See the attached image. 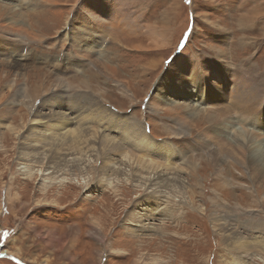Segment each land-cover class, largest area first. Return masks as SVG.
Listing matches in <instances>:
<instances>
[{
  "label": "rangeland",
  "instance_id": "1",
  "mask_svg": "<svg viewBox=\"0 0 264 264\" xmlns=\"http://www.w3.org/2000/svg\"><path fill=\"white\" fill-rule=\"evenodd\" d=\"M26 1L0 0V119L25 130L49 95L58 94L53 106L71 95L98 98L125 116L116 134L132 120L176 141L194 201L188 192L179 210L170 191V217L133 234L134 212L156 205L149 188L110 185L97 162L88 185L44 182L37 168L48 172L46 164L31 177L20 167L21 137L3 129L0 257L12 260L0 264H264L254 243L264 238V0ZM116 7L134 22L106 27ZM188 84L205 88L204 108L193 106ZM229 223L251 242L246 251L223 240Z\"/></svg>",
  "mask_w": 264,
  "mask_h": 264
},
{
  "label": "bare ground",
  "instance_id": "2",
  "mask_svg": "<svg viewBox=\"0 0 264 264\" xmlns=\"http://www.w3.org/2000/svg\"><path fill=\"white\" fill-rule=\"evenodd\" d=\"M21 1L24 4L28 3L26 0ZM113 9L116 11L112 9L106 10L109 12L107 13L108 16L106 15L107 18H103L104 15L102 17V22H105L106 27L110 26L107 21L114 25L123 24V22L127 24L129 20L132 23L134 22V19L129 18L130 16L124 21V17L121 14H125V12L119 13L117 7ZM106 11L103 10V13H106ZM88 19L92 20V17H88ZM88 23H91L90 20ZM84 35L89 37L86 33ZM89 38L94 41V37ZM80 42L86 45L84 47L85 50L93 49L95 45V43L88 44L83 42V40ZM70 62H73V60ZM221 75L225 77L226 73L221 72ZM222 84L224 83L221 81L220 85L222 86ZM189 87L195 96L193 98V94H191L189 97L194 104L193 106L204 108V105H202L203 100L207 99L205 98V88H196L190 85ZM186 92L189 93L188 90ZM57 95H47V99L44 98L49 102L48 107L41 105L40 109L36 110L33 108L29 111V121L25 130L24 127H20L19 123L14 124L6 119H0V132L3 129H10L8 132L11 135H16L17 133L21 137L19 148L22 159L20 161L22 171H29L32 177L36 165L46 164L48 172L39 169L40 167L37 168L39 170L38 174L44 177V182L46 180H49L50 183L56 180H64L63 182L65 183L72 179L80 184L88 185L89 180L87 178L93 172V162H97L99 175L104 174L106 178H109L110 185L115 179L119 182L121 179H126V182L133 180L139 187L149 188L158 199L152 196L153 199L151 201H156V205L153 203L152 206L149 205L150 207L144 206L141 208L143 210L134 212L135 227L132 229V233L137 235L153 233L157 230L156 220L164 221V218L170 217V213L174 211L172 206L169 205L170 191L178 193V195L174 196H179L177 203V207H179L177 209L179 210L182 209L183 204L189 199L194 201V195L189 190V181L186 176L190 164L186 162L183 153L171 141L164 142L155 139L144 130V126L142 128L136 121L133 122L132 120V124L128 120L131 125L125 126V124L123 130L116 134V128L120 127L118 126L119 124H122L119 119L125 120L126 118L124 115H117L112 107L105 106L104 102L93 96L89 98V95V97L71 95L65 99L58 98L61 103H64L62 105L58 103L53 106L52 102L57 100ZM194 99H197L199 103L195 102ZM209 100L211 102L214 101V99ZM237 102L242 103V101ZM50 105L52 108H49L51 107ZM112 122L114 123L112 124ZM260 126L261 128L258 127L257 129L264 132V119L261 120ZM238 129L241 128L237 127ZM241 130H243L241 131L242 133L240 132L241 134L246 133V129ZM153 151L157 152V157H162V164L159 157L157 159L149 154ZM172 166H175L176 170L172 171ZM69 174L71 175L70 177ZM163 188L169 190H164ZM188 192L190 193L189 199L185 196ZM181 199L182 201L185 200L183 204H181ZM145 220L146 222H144ZM232 228L233 226L230 223L226 226L223 240L231 248L246 251L251 242L244 238L246 236L243 237L237 234L234 229L231 230ZM254 243L264 247V238L259 236ZM241 264L245 263L241 262Z\"/></svg>",
  "mask_w": 264,
  "mask_h": 264
},
{
  "label": "crops",
  "instance_id": "3",
  "mask_svg": "<svg viewBox=\"0 0 264 264\" xmlns=\"http://www.w3.org/2000/svg\"><path fill=\"white\" fill-rule=\"evenodd\" d=\"M216 31L222 32V30H220V29H217ZM236 31L238 32L237 29L233 28V29H231L230 33H236ZM242 51H244L245 53H249L246 48L243 49Z\"/></svg>",
  "mask_w": 264,
  "mask_h": 264
},
{
  "label": "trees",
  "instance_id": "4",
  "mask_svg": "<svg viewBox=\"0 0 264 264\" xmlns=\"http://www.w3.org/2000/svg\"><path fill=\"white\" fill-rule=\"evenodd\" d=\"M0 260H12V259L8 256H1Z\"/></svg>",
  "mask_w": 264,
  "mask_h": 264
}]
</instances>
